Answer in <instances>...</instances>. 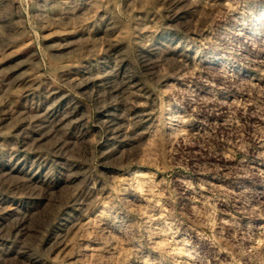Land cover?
Wrapping results in <instances>:
<instances>
[{
	"label": "rangeland",
	"instance_id": "1",
	"mask_svg": "<svg viewBox=\"0 0 264 264\" xmlns=\"http://www.w3.org/2000/svg\"><path fill=\"white\" fill-rule=\"evenodd\" d=\"M0 264H264V0H0Z\"/></svg>",
	"mask_w": 264,
	"mask_h": 264
},
{
	"label": "bare ground",
	"instance_id": "2",
	"mask_svg": "<svg viewBox=\"0 0 264 264\" xmlns=\"http://www.w3.org/2000/svg\"><path fill=\"white\" fill-rule=\"evenodd\" d=\"M46 2H47V1H46ZM171 2H172V1H171ZM184 61H185V60H184ZM211 62H213V61H211ZM213 63H214V62H213ZM80 220H81V219H80ZM84 221H85V220H84ZM81 222H82V221H80L79 223L82 224ZM76 227H77V226H76ZM72 230H74V229H72ZM72 230H71V231H72ZM71 233H72V232H71ZM73 233H74V232H73ZM69 235H70V234H69ZM68 238H69V237H68ZM60 246H61V245H60Z\"/></svg>",
	"mask_w": 264,
	"mask_h": 264
}]
</instances>
